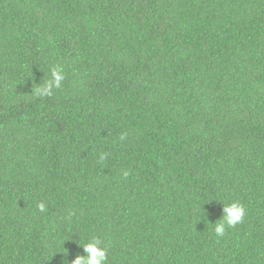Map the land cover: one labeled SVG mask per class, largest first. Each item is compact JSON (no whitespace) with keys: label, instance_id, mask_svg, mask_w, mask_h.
<instances>
[{"label":"trees","instance_id":"16d2710c","mask_svg":"<svg viewBox=\"0 0 264 264\" xmlns=\"http://www.w3.org/2000/svg\"><path fill=\"white\" fill-rule=\"evenodd\" d=\"M93 240L106 264H264V0H0V264Z\"/></svg>","mask_w":264,"mask_h":264},{"label":"clouds","instance_id":"9594fccd","mask_svg":"<svg viewBox=\"0 0 264 264\" xmlns=\"http://www.w3.org/2000/svg\"><path fill=\"white\" fill-rule=\"evenodd\" d=\"M53 78V81L46 83L43 87L37 89V95H50L53 86L59 87L60 82L63 79L62 72L59 69L54 70ZM39 207L41 211L44 210L43 204L39 205ZM245 214L246 211L244 206L238 202L223 205V215L221 219H218L219 222L215 224V234L222 236L225 233L226 227H234L235 225L242 223ZM82 247L85 254L76 256L71 264H106L107 251L100 246L99 240H93V242Z\"/></svg>","mask_w":264,"mask_h":264}]
</instances>
